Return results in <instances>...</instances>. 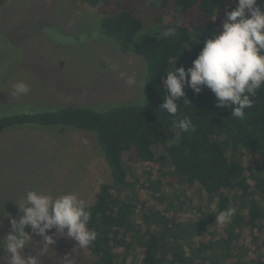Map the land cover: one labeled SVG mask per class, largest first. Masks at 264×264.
<instances>
[{
  "label": "trees",
  "instance_id": "obj_1",
  "mask_svg": "<svg viewBox=\"0 0 264 264\" xmlns=\"http://www.w3.org/2000/svg\"><path fill=\"white\" fill-rule=\"evenodd\" d=\"M76 1L100 14L103 34L123 53L145 60L146 103L103 111L51 106L0 118V133L44 126L96 134L112 181L88 206V227L98 234L86 248L89 264H264V89L257 90L244 119L232 117L231 108H217L208 88L199 95L184 90L191 104L178 101V116L192 118L188 132L160 110L167 94L162 79L175 64L192 66L236 0H162L173 13L156 35L142 34V21L120 0ZM172 25L176 34L160 38ZM135 164L145 168L131 178ZM229 207L236 209L231 223L216 224Z\"/></svg>",
  "mask_w": 264,
  "mask_h": 264
},
{
  "label": "rangeland",
  "instance_id": "obj_2",
  "mask_svg": "<svg viewBox=\"0 0 264 264\" xmlns=\"http://www.w3.org/2000/svg\"><path fill=\"white\" fill-rule=\"evenodd\" d=\"M120 1L124 10L142 21V34L156 35L172 17V9L162 7V0ZM101 18L76 0H5L0 6V118L51 106L103 111L119 104L144 105L147 63L133 52L123 53L106 37ZM21 82L28 86L27 93L16 90L15 84ZM132 167L131 178L141 176L145 168ZM111 181L94 132L44 126L4 130L0 133V237L11 228L5 211L19 220L23 213L16 203L28 190L53 197L76 192L90 206L100 187ZM25 231L32 235L25 254H36L39 264L91 262L86 248L66 237V229L63 235L56 228L47 233L56 239L49 248L43 237L28 227ZM0 264H8V257Z\"/></svg>",
  "mask_w": 264,
  "mask_h": 264
},
{
  "label": "clouds",
  "instance_id": "obj_3",
  "mask_svg": "<svg viewBox=\"0 0 264 264\" xmlns=\"http://www.w3.org/2000/svg\"><path fill=\"white\" fill-rule=\"evenodd\" d=\"M261 3L264 0H236L234 8L225 9L222 30L211 32L212 38L204 41L192 66L185 69L175 64L162 79L167 94L160 110L177 117L174 124L178 129L188 132L194 128L190 116H178L181 107L178 101L191 104L186 98L185 86L196 95L202 88H208L218 101L216 107L231 108L234 118L244 119L246 110L254 106L252 98L257 90L264 89V8ZM176 28V25L169 26L160 38L174 36ZM15 88L22 93L29 91L22 82L16 83ZM16 207L23 215L17 220L5 211L11 228L0 237V260L7 256L8 264H39L36 254H25L32 245V235L25 231L26 227L43 237L46 248L56 243L55 234L47 235L53 228L61 235L66 229V237L79 248H87L97 240V232L88 227L91 211L76 192L53 197L28 190ZM235 214L234 207L220 211L215 217L216 224H230Z\"/></svg>",
  "mask_w": 264,
  "mask_h": 264
}]
</instances>
